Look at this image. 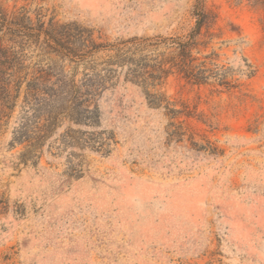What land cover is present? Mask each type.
<instances>
[{
    "label": "rangeland",
    "instance_id": "obj_1",
    "mask_svg": "<svg viewBox=\"0 0 264 264\" xmlns=\"http://www.w3.org/2000/svg\"><path fill=\"white\" fill-rule=\"evenodd\" d=\"M0 7L16 23L6 39L17 44L4 45L25 77L13 110L17 93L0 89V264H264V0H0ZM200 15L196 55L213 58L235 88L173 75L157 87L169 110L156 109L119 69L121 83L98 110L27 102L37 71L58 75L66 66L78 81L89 73L87 64L45 53L35 39L42 26L77 25L98 43L116 44L187 38ZM40 115L56 120L38 149L21 144V131Z\"/></svg>",
    "mask_w": 264,
    "mask_h": 264
},
{
    "label": "trees",
    "instance_id": "obj_2",
    "mask_svg": "<svg viewBox=\"0 0 264 264\" xmlns=\"http://www.w3.org/2000/svg\"><path fill=\"white\" fill-rule=\"evenodd\" d=\"M203 19L200 15L196 29L187 38H134L116 44L98 43L90 30L77 25L60 26L51 23L47 30L44 25L35 37L43 51L55 55L64 64H87L86 70L89 73L78 81L76 74H67L66 66L61 67L58 75L50 70L37 71L27 86V102L63 101L86 111H90L92 107L98 110L100 99L121 83L119 69H127L123 81L142 87L149 105L156 109L169 110L166 97L158 92L157 87L173 75L181 76L193 85L216 83L219 87L231 90L235 85L226 75L212 67L214 59H201L196 55L200 46L198 37L203 28ZM14 27L16 23L0 7V89L17 93L11 96L9 110H13L14 103L19 99L25 79L22 76L24 66L21 59L12 48L4 45V42L17 44L16 39H6L9 33L12 34ZM14 35L15 38H20L16 33ZM30 38L33 37L25 35L24 40L29 41ZM7 76L12 80L7 79ZM12 85L13 90H10ZM151 90L156 93L152 94ZM55 120L51 115H40L32 125L21 131L18 141L38 149L44 139L42 133L48 131Z\"/></svg>",
    "mask_w": 264,
    "mask_h": 264
}]
</instances>
